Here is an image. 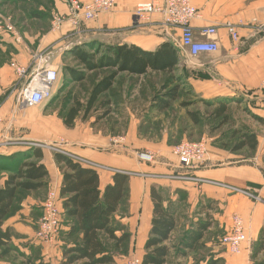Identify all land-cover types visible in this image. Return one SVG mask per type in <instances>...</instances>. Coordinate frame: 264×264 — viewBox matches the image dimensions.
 <instances>
[{
	"label": "crops",
	"instance_id": "1",
	"mask_svg": "<svg viewBox=\"0 0 264 264\" xmlns=\"http://www.w3.org/2000/svg\"><path fill=\"white\" fill-rule=\"evenodd\" d=\"M152 1L165 2L116 0L112 12L85 22L79 28L67 21L69 9L65 0H53L51 18L43 22L25 15L21 5L10 4L5 9L2 6L4 11L0 9L2 15L12 18L23 36L22 44H0V166L8 163L14 169L31 155L32 148H40L43 159L30 157L28 160L44 164L49 172L48 188L27 193L4 222V229L12 232L14 246H20L26 255H29V241L37 242V246L43 245L37 240L36 231L48 192L57 189L60 193L62 173L54 158L57 152L98 168L101 190L112 183L116 173L130 177L128 196L114 215L111 228L117 236L129 235L128 250L137 252L140 257L145 253L154 213L152 186L163 191L166 205L173 202L179 208L178 226L172 236L205 220L207 215L214 220L207 236L217 232L215 226L223 229L224 236L231 230L233 217L239 215L245 220L252 247L264 227V123L258 121H264V91L261 90L264 81V0H191L199 14L190 23L195 38L202 41L204 38L200 32L203 29L216 28V40L220 46L218 53L201 54L196 58L181 49V31L167 27L161 14L152 15L147 23L138 22L136 6ZM38 11L47 13V8L39 5ZM55 17L65 18L59 30L52 27ZM227 23L236 27L237 42L229 36ZM93 41L136 45L147 51H155L163 43L173 44L179 50L177 73L183 76L193 100L230 101L233 128L246 127L254 133L259 142L257 150L252 152L245 148L232 152L223 148L219 136L203 135L202 140H207L209 147L207 164L180 167L179 160L171 153L172 143L169 142L181 134L179 120L174 121L171 128L163 122L157 133L142 126V112H132L128 116L123 112L114 113L121 124L124 117L129 120L131 126L123 134L122 131L114 133L112 128L105 126L107 120L96 125H93L95 119L78 121L75 127L67 128L57 113L45 111L49 101L31 108L19 103L18 95L25 82L18 81L10 67L11 62L30 67L34 57L42 55L46 66L58 69L59 75L64 76V66H76L69 56L70 51ZM58 79L53 95L60 90L64 78L58 76ZM120 104L121 109H129L126 102ZM175 106L181 109L179 118H184L188 128L193 129L192 135L196 134L198 130L187 119V109L181 108L180 104ZM233 112L238 113L243 121H234ZM156 118L159 120L164 116ZM190 133H182L179 140L191 139ZM141 152L152 154L153 162H140L137 153ZM9 173L7 169L0 170V189L5 186ZM231 187L247 194L235 192ZM63 203L64 199L60 197L62 223L56 242L52 246L43 245L40 253L45 263L62 264L63 248L70 243L68 234L72 220L66 217ZM219 235L212 234V239ZM250 255L251 251L242 256L225 254L224 259L226 264H251Z\"/></svg>",
	"mask_w": 264,
	"mask_h": 264
},
{
	"label": "trees",
	"instance_id": "2",
	"mask_svg": "<svg viewBox=\"0 0 264 264\" xmlns=\"http://www.w3.org/2000/svg\"><path fill=\"white\" fill-rule=\"evenodd\" d=\"M19 1L21 2L15 6L21 5L23 13L30 18L42 22L51 18L53 0H47L50 5H46L44 0ZM39 5L45 6L47 13L38 11ZM0 42L13 43L9 37L2 35H0ZM69 54L76 64L74 67L72 64L63 67V82L69 85L62 86L56 95H52L45 108L47 112L57 113L67 128L75 127L79 120L81 122L92 120L94 117L92 114L97 107H100L102 111L101 114L96 115L93 125L104 120L109 123L108 118L113 114L112 108L115 105L120 107L121 100L112 102L110 98H106V95L113 91L118 79L123 75L145 79L151 75H162L166 80L163 81L160 92L150 104V108L155 111L156 115L169 113L176 104H180L181 108L187 109L186 116L192 126L201 130L203 135L213 137L216 131L225 126L230 127V134L225 132L219 136L223 148L230 149L232 152L245 148L252 152L257 150L259 142L254 133L246 127L233 128L229 114L230 101L227 99L180 102V86L187 88L184 85L183 76L177 73L179 50L173 44L163 43L155 51H147L136 45L92 43L75 47ZM88 81H91L88 98L82 101L79 95L74 94L75 86ZM187 92L192 96L191 91L187 90ZM162 93L164 94L161 95ZM137 100L130 103H134L136 107L140 106ZM61 102V108L54 111L53 107ZM194 104H199L200 107L192 108ZM202 105L211 110L208 121L204 119ZM119 113L122 114V112ZM125 119L126 117L124 121ZM258 121L264 123L263 120L258 119ZM173 122L174 120L170 122L169 128L174 126ZM115 124L121 123L117 121ZM179 132L181 134L191 132L190 137H192L193 129L188 128L184 120L179 127ZM30 151L31 155H28L26 160L16 168H11L8 163L0 166V170L10 171L5 186L0 189V261L2 264H50L36 259L32 254L22 255L20 261L16 259L8 261L16 247L12 242L11 230L4 229V222L27 193H35L48 188L49 172L45 165L28 160L30 157L37 160L43 159V152L40 148H32ZM54 158L62 173L59 195L64 199L63 207L66 217L72 220L68 234L70 243L63 248L62 264H115L114 254L102 241L101 235H106L109 241L114 242L116 250L128 249L130 236H117L111 224L120 204L128 196L130 177L116 173L112 178V183L101 190L100 175L97 169L62 153H55ZM151 198L154 213L145 253L141 257L142 264H172L174 251L177 252L175 258L187 259L204 244L203 241L214 225L212 216L207 215L205 220L190 225L188 230H180L182 239L177 240L178 244L180 243L177 249L175 244L172 245L177 242L175 236L172 235L177 230L179 208L173 202L165 204L163 191L159 187L152 186ZM220 259L219 262L224 263V258ZM250 260L252 264H264V227L252 244ZM209 264H218V262L212 261Z\"/></svg>",
	"mask_w": 264,
	"mask_h": 264
},
{
	"label": "built area",
	"instance_id": "3",
	"mask_svg": "<svg viewBox=\"0 0 264 264\" xmlns=\"http://www.w3.org/2000/svg\"><path fill=\"white\" fill-rule=\"evenodd\" d=\"M69 9L67 21L72 26L79 28L85 22L98 19L102 14L110 13L116 6V0H92L90 2H80L79 0H65ZM161 14L164 24L169 28H178L181 31L179 41L181 49L185 50L191 58H196L201 54H215L220 50L219 42L216 40L217 29H203L200 34L204 38L197 40L190 23L198 17V10L192 5L191 0H165L164 4L158 1L138 4L135 8V17L138 22L147 23L152 15ZM65 22L63 17H55L53 20V30H59ZM229 36L235 42L239 40L236 27L226 24ZM0 35L9 37L12 42L22 44L23 36L11 17H6L0 13ZM44 56L34 57L33 65L22 66L16 62H11L10 67L18 77L19 82H25L18 95V101L25 107H35L47 102L53 95L55 83L58 81L59 70L45 65ZM264 91V81L261 85ZM121 142V141H115ZM37 147L42 144H35ZM171 153L179 160L180 167L192 168L194 166H204L209 161L208 141L199 142L185 141L171 148ZM137 158L142 163H152L154 158L150 153H137ZM80 162V161H79ZM82 163V162H81ZM92 168L98 169L94 166ZM235 192L243 190L231 187ZM247 194V193H246ZM60 195L57 189L48 192L42 206V216L36 231L37 240L46 246L55 244L61 229L62 214L59 206ZM222 246L226 252L233 256H242L245 252L251 251V239L248 236L245 220L235 215L232 220L230 232L222 237ZM125 264H142V258L131 256Z\"/></svg>",
	"mask_w": 264,
	"mask_h": 264
},
{
	"label": "rangeland",
	"instance_id": "4",
	"mask_svg": "<svg viewBox=\"0 0 264 264\" xmlns=\"http://www.w3.org/2000/svg\"><path fill=\"white\" fill-rule=\"evenodd\" d=\"M20 2L21 1H19V0H0V9L4 11V9L7 7L6 5L18 4ZM44 3L46 5H50V2H48L47 0H44ZM2 6H5L4 9ZM0 13H1V11H0ZM92 43L98 44L99 41H93V42H90L89 44H92ZM0 44H5V43L0 42ZM58 76L60 77V79L64 78V76L59 75V73H58ZM165 80H166L165 77L162 75H151L148 79L147 78L145 79V78L129 77V76L123 75L122 77H120L118 79V83L114 87L113 91L108 93V95H106V98H110L112 100V102H118L119 99L121 100V102H124L126 100V103L129 107V109L128 110L121 109V111H119L120 107L115 105L117 107L114 106V108H112L113 114L116 112L117 113L123 112L124 116H128L132 112H134V113L137 111H139L138 113L142 112V122H141L142 126L146 127L149 130L157 132V133H159L161 131L163 122H165V124L168 128V127H170V122L172 120H174V121L179 120V127H180L184 121V118H181V119L179 118V112L181 109L178 108V106H175L171 112L162 115V116H164V118L159 119V120H155V118L156 117L158 118L161 115L160 116L156 115L155 111L150 108V104H152L154 97L156 95H158V93L160 92V87L163 84V81H165ZM63 81H64V79L61 80V83ZM62 84L63 85H61V87L69 85V83L67 84L65 82H63ZM90 86H91V81L76 85L75 90H74V92H75L74 94H76L77 96L79 95V98L82 101L87 100L88 91L90 90ZM71 87H74V85H71ZM180 87H181V91H180V98L181 99H180V101H182V102L183 101H191V102L197 101L195 99L193 100V97L187 92V89H184L183 86H180ZM163 94L164 93H162L161 95H163ZM134 100H137L136 102L138 103V105H140V107L137 110L133 109L136 107V106H134V103H130V102H133ZM61 105H62V102L58 103L57 105H55L53 107V110L54 111L59 110L61 108ZM196 107H200L199 104L192 105V108H196ZM201 110L203 112L204 119H206L208 121V115L210 114L211 110L206 109V107L204 105H202ZM101 111L102 110L100 109V107H97V109L92 114L94 116L93 119H95V117H97L96 115L101 114ZM113 114L110 116V118H108L110 122L109 123L106 122L104 125L110 126L113 129L114 133L115 132L120 133L122 131L123 134H125L128 131L129 127L131 126L129 123V120L125 119V121L122 124L117 125V124H115V122H117L116 121L117 118ZM232 116L234 117V121H236L237 123H238V121H240V122L243 121L242 118L239 117L238 113L233 112ZM79 122H81V121L79 120ZM205 124H209V123L205 122ZM229 128H230L229 126L223 127L222 129L216 131L213 137L220 136V135L224 134L225 132L230 134L231 131L229 130ZM195 135H197V137ZM202 135L203 134L201 133V130H199L198 133L191 135L192 140L189 139L186 141H190V142L202 141V139H203ZM173 136L175 137V135H173ZM180 137H181V134H178L174 140L169 141L170 143H172L171 144L172 147H174L178 144H181L184 141V140H179ZM206 139H208V138L206 137ZM183 227H184V225H183ZM214 230L217 232L211 233L210 235H208L209 237L207 236L208 239L204 242L206 244H203L201 248H199L195 253L191 254L187 259L179 260V259L175 258V254L177 252L174 251L173 255H172V260H171L172 264H209L212 261L218 262V264H226L225 259H224V263L219 262V259L221 257L224 258L225 254L226 255L229 254L226 252V250L224 249V247L221 244V240H222V236H223L224 231H223V229H220L218 226H215ZM218 233L220 235L218 237H215V239H212V234H218ZM101 239L106 244V246L113 252L114 258H115V264H125L126 261L131 256H139L137 254V252H135V251L131 252L127 248L116 250L114 242L109 241L107 236L104 234L101 235ZM181 239H182V234L180 231H178L175 235V241H177V240L180 241ZM28 243L27 244H28L29 254L34 255L36 259H41L40 253H41V250L44 248L43 245L37 246L36 245L37 242H35L33 240L29 241ZM174 244H175V246H177V249H178L180 246V243L178 244V241H177L176 243H172V245H174ZM24 248H26V247H24ZM21 249L22 248H20V246L15 248V251L11 254L10 258H8V261H14V259L20 261L22 255H25V252H22ZM41 260H43V259H41ZM0 264H2V261H0Z\"/></svg>",
	"mask_w": 264,
	"mask_h": 264
},
{
	"label": "bare ground",
	"instance_id": "5",
	"mask_svg": "<svg viewBox=\"0 0 264 264\" xmlns=\"http://www.w3.org/2000/svg\"><path fill=\"white\" fill-rule=\"evenodd\" d=\"M1 163V162H0ZM5 164V163H4Z\"/></svg>",
	"mask_w": 264,
	"mask_h": 264
}]
</instances>
